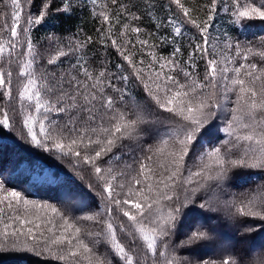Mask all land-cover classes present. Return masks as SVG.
<instances>
[{
    "label": "snow or ice",
    "instance_id": "1",
    "mask_svg": "<svg viewBox=\"0 0 264 264\" xmlns=\"http://www.w3.org/2000/svg\"><path fill=\"white\" fill-rule=\"evenodd\" d=\"M141 2L157 30L171 29L160 41L172 51L167 57L149 51L145 68L138 66L143 60L125 54L130 40L111 39L131 69L126 72L122 63L112 72L106 57L99 71L87 66L84 50L92 37L65 43L50 33L43 51L34 42L33 31L55 15L52 0H41L38 14L31 11L34 0L26 6L0 0V130L16 131L18 114L27 130L22 138L57 158H70L76 177L85 181L87 175V188L101 201L99 211L72 216L0 180V254H31L41 264H264V255L236 251L208 217L201 219L203 213L189 207L203 193L199 209L223 210L242 241L264 236V35L254 44L216 28L225 14L241 35L253 27L264 32V0H206L203 19H193L182 0H168L162 5L170 13L166 23L153 14L157 0ZM86 3L93 17L108 24L100 32L105 47L121 14L128 21L122 36L130 30L137 43L157 47L140 40L142 29L131 26L141 19L132 11L136 0H111L120 9L114 23L106 3ZM85 6L62 0L57 13L71 16ZM188 26L195 35L184 31ZM186 36L190 51L184 59L179 41ZM69 57L76 63L61 70L62 58ZM141 86L144 95L138 98L132 89ZM217 132L224 138L207 147ZM240 170H255L249 178L260 182L221 199ZM84 204L78 199L72 206ZM209 252L213 255L197 254Z\"/></svg>",
    "mask_w": 264,
    "mask_h": 264
},
{
    "label": "trees",
    "instance_id": "2",
    "mask_svg": "<svg viewBox=\"0 0 264 264\" xmlns=\"http://www.w3.org/2000/svg\"><path fill=\"white\" fill-rule=\"evenodd\" d=\"M80 2L86 4L83 10L77 9L73 15L68 16L63 13H57V9L62 5V0H52L51 12L55 15L51 17L46 26L39 27L32 33L34 42L38 43L42 51L48 47L47 38L50 33H55L65 43L73 37L81 41L92 37L93 42L84 50L86 53L85 58L88 60L87 66L90 70L99 71L106 57L107 67L112 72H116V65L122 63L125 66L126 72H131V69L127 66V62L123 61V58L119 55L116 48L111 46V39H115L118 44L123 43L125 39L130 40L131 43L127 47L125 54H134L132 58L136 62L143 60V65L138 64V66L145 68L152 59L148 54L149 51H155L158 56L163 55L165 57L172 51V45L161 44L160 41V37L172 35L171 29L161 28L157 30L153 20L149 19L141 0H136L138 7L132 8V11L136 12L141 19L132 22L131 26L140 27L142 31L139 33V39L148 40L149 45H157L155 49L137 43V35L131 33L130 30L127 36L121 35L122 25L128 22L123 14L118 17L119 23L115 24L112 36L106 40L108 46L105 47V45L100 43V32L106 31L108 26L107 22L102 24L100 18L92 16L90 11L91 5L87 4L86 0H80ZM118 2L128 3L129 0H118ZM167 2L168 0H157V7L153 10V14L157 20H162L165 23L170 13L162 5H166ZM182 2L191 10L193 19L204 18L205 12L201 11L200 8L206 3V0H182ZM21 3L26 6V0H21ZM96 3L98 5L106 3L108 5V8L111 9L112 22L114 23L117 18L116 14L120 9L116 5H113L111 0H96ZM40 7L41 0H34L31 11L38 14ZM96 10L100 11L101 9L98 7ZM171 14H177L175 5H172ZM250 23L256 25L259 22L255 21ZM216 28L219 30V33L228 32L230 36L239 40L247 39L253 41L254 44L257 43L259 36L264 35V32L257 31L255 27L252 28L251 32L241 35L229 25L228 17L225 14H222V18L216 21ZM184 31L189 35L196 34L195 29L191 28V26L185 28ZM150 33L151 35H149ZM179 43L184 59H186L190 51L187 36L179 41ZM257 60L258 58H250L249 62ZM74 63H76L74 57L62 58L59 68L61 70H67ZM199 68L201 74H203V62H200ZM12 70L15 85V75L18 68L13 66ZM132 91L134 94H138V98L144 95L142 86L140 88H133ZM13 92L15 94V87L13 88ZM10 115H12L11 112ZM26 131L22 127V120L18 114L16 116V131L0 130V180H3L8 188H13L23 193L28 199L56 205L72 216H81L85 213L99 211L101 201L94 192L87 188V175L85 176V181L79 180L71 168L70 158H57V155L51 152H45L27 143L20 134L21 132L26 134ZM223 138L224 134L217 132L214 137L206 141V146L211 147L218 143L219 139ZM125 159L131 163L130 157H125ZM85 168L87 169V166ZM256 174L255 170H240L228 182V193L221 194V199L230 198L231 193H241L247 189L254 188L260 181L252 180L249 177ZM69 189H71V198L69 196ZM205 198L203 193L199 194L196 204L190 205L189 207L194 208L197 212L203 213L201 219L208 217L209 219L206 222L215 224L219 229L220 235L222 237L227 236L235 246L236 251H243L250 258H257L264 255V236L252 234L247 241H242L235 229L230 227L227 214L223 210H221L222 212H207L205 209H199L198 205ZM78 199L84 200V206H72L73 201ZM180 238L182 239L183 237ZM99 251L103 252L105 248L101 247ZM181 254L191 255L188 252H181ZM197 254L213 255L212 252ZM227 254V252H224L222 255ZM0 264H41V258H36L26 253L0 254ZM49 264H62V262L51 261Z\"/></svg>",
    "mask_w": 264,
    "mask_h": 264
},
{
    "label": "bare ground",
    "instance_id": "3",
    "mask_svg": "<svg viewBox=\"0 0 264 264\" xmlns=\"http://www.w3.org/2000/svg\"><path fill=\"white\" fill-rule=\"evenodd\" d=\"M222 212V211H221ZM210 214V213H209ZM221 230V229H220ZM222 233V232H221ZM240 246V245H239Z\"/></svg>",
    "mask_w": 264,
    "mask_h": 264
}]
</instances>
